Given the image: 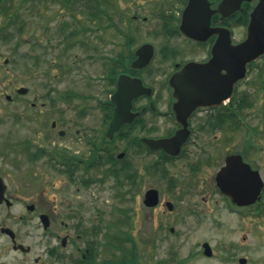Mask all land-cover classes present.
I'll return each instance as SVG.
<instances>
[{"label": "flooded vegetation", "instance_id": "obj_1", "mask_svg": "<svg viewBox=\"0 0 264 264\" xmlns=\"http://www.w3.org/2000/svg\"><path fill=\"white\" fill-rule=\"evenodd\" d=\"M124 1L125 6L118 11V17L114 21L108 12L111 36L109 47L116 51L108 54V61L105 63L103 77L107 95L97 106L102 111L101 128L92 126L86 132L73 118L65 121L62 110L53 112L57 114L56 118L49 122L48 105L44 101L38 105L36 98L29 102L31 111L13 114L16 124L22 126L26 123L29 133L25 137L11 133L18 141L3 144L0 152L23 151L28 169L24 172L0 170L1 253L5 248L14 253L10 262L0 261V264L102 262L97 257L98 226L86 225V221L92 220L83 217L84 204L71 203L68 195H64L65 204L60 197L50 196L44 191L38 195L37 191H31L29 183L33 178L46 177L50 173L64 176L68 182L76 181L80 186L88 187L102 181V176L107 178L112 168L119 167L132 176L136 173L138 178L139 171L131 166L127 151L122 150L115 154L116 148L113 145L117 140H126V145L134 146L136 153L150 156L143 166V171L147 174L165 176L168 171L167 163L184 156L191 160L196 155L195 162L192 158V163L188 165L190 176H194L204 160L210 163L217 158L215 161L218 166L213 176L215 186L212 189L220 195L230 211L248 216V221H238L236 224V227L245 229L250 235V244L247 243L246 246L264 244V155L258 159L257 144L249 138L242 140L240 148L224 154L218 147L223 139L214 138L217 150L210 151L206 142L203 143L199 137L203 131L220 130L225 125L238 128L242 124L241 110L246 105H242L241 99H245L247 92H241V85L247 77L249 67L264 59V52L246 63L243 78H235L240 69V59H235V56L239 54L237 45L247 37L251 13L260 0H231L222 8H219V4L223 0ZM187 6L189 12L183 28V12ZM113 9L112 1L108 0V11ZM189 64L191 68L186 74L184 84L177 73ZM199 75L205 77L204 82L193 81ZM121 76V94L124 89L122 95L125 98L131 97L130 112L125 116L126 120L119 130L109 138L107 130L116 106L112 97L118 89ZM178 89L191 97L189 103L196 104L185 119L186 139L178 152L171 154L162 147H150L145 139L170 138L184 127L174 108L178 101ZM27 92L28 90L25 93ZM69 93H66L67 97ZM222 95L228 97L223 98L220 104H201V100L198 104V97H204V101H214ZM90 110V106H78L75 107L74 114L76 118H87L91 114ZM55 134L57 137H54ZM77 141L82 143L86 152L75 149ZM120 153L123 154L119 156ZM230 155H239L251 170L258 172L262 182L258 196L249 197L251 200L248 199L242 204L232 200L216 182L218 171L226 165V159ZM12 159L15 160L12 164L16 167L18 160L16 157ZM120 161L122 164L118 166ZM97 172L100 174L97 175ZM19 173H23L19 175L20 182H11L9 178ZM125 179L128 180L126 177ZM169 181L174 185L177 180ZM151 188L158 191V202L148 206L144 199L146 191ZM160 198L158 188L151 186L144 190L142 203L148 209H155L161 205ZM167 202L172 203V209L168 208ZM164 205L168 211L174 208L171 200H165ZM212 222L210 224L213 227L221 226L220 221ZM160 228L157 222L154 227L147 228L146 233H142L144 252L155 251L160 240ZM230 228L232 227L229 224L228 229ZM169 230L173 232L174 228L170 226ZM35 234L39 235V240L43 243L40 254L35 253L34 244L27 241ZM240 237L241 242L238 244L245 246L247 235L242 234ZM235 243L230 240L225 251L229 254L232 250L235 251L239 247ZM220 246L223 247V243L218 247ZM218 247L209 239L203 238L197 242L194 251L210 262L217 257L224 258V250L222 249L220 256ZM194 251L190 250L184 260H189ZM90 253L92 254L89 257ZM164 260L182 263L176 257ZM237 261L239 264L250 262L243 256L238 257ZM104 264H108V260ZM139 264H145L144 259Z\"/></svg>", "mask_w": 264, "mask_h": 264}, {"label": "rangeland", "instance_id": "obj_2", "mask_svg": "<svg viewBox=\"0 0 264 264\" xmlns=\"http://www.w3.org/2000/svg\"><path fill=\"white\" fill-rule=\"evenodd\" d=\"M110 1L114 5L113 10L108 11V3H103L102 0L100 6L112 15L114 21L126 2ZM63 2L64 0L0 2V150L7 143L18 141L11 133L21 137L29 133L26 123L22 126L16 124L13 114L31 111V100L37 99L38 105L41 101L48 105L49 122L56 118L57 114L53 112L62 110L65 121L73 118L86 132L92 126L98 129L102 126V111L97 106L107 95L103 77L105 63L108 61V54L116 51L109 47L111 36L108 15L98 11L97 3L94 8L96 14L90 15L91 7L86 4L87 0L71 2L69 5ZM10 12L18 17L11 25L8 24ZM21 86L27 87L28 92L18 93L17 88ZM244 91L247 96L242 104L246 105L241 110L242 124L238 128L225 125L220 130L203 131L199 137L203 143L206 142L210 151L217 147L214 138L223 139L218 147L224 154L240 148L244 138L252 139L257 144L258 159H261L264 155V59L249 67L247 77L241 85V92ZM67 92H70L68 97ZM7 94L12 98L7 99ZM78 106H90L91 114L87 118H76L74 109ZM114 146L115 154L127 151L131 166L139 171L138 178L136 173L134 176L130 175L132 177L129 180L123 177L125 181L123 179L121 185L117 183L116 177L109 174L107 178L102 176V181L96 184L82 187L76 181L68 182L64 176L49 173L46 177L33 178L29 183L31 191H37L38 195L44 191L50 196H58L63 204L66 202L64 195H68L71 203L84 204L83 217L92 220L86 221V225L101 227L96 236L97 241H100L97 249L99 261L118 259L121 251L111 249L104 243V233H114L121 229L128 239H132L122 242L128 254L134 244L138 264L143 263V259L145 264H179L174 260H164L172 257L182 260L181 264H239L237 259L242 256L249 259V264H264V244L247 247L251 241L250 235L245 229L236 227L238 221H248V216L230 211L220 195L212 189L215 186L213 176L218 166L215 161L217 158L210 163L203 159L204 164L198 172L190 176L188 165L192 163V158L195 162L196 155L191 160L184 156L167 163L168 171L162 176L144 172L143 166L150 156L136 153L134 146L126 145V140H117ZM84 148L77 141L75 149L83 152ZM24 156L25 153L20 150L0 152V170L26 171L28 166ZM13 157L18 160L16 167L12 164L15 161ZM121 164V161L117 163L118 166ZM262 173L264 175V169ZM22 174H15L9 179L11 182H20L19 175ZM172 179L177 180L174 185L169 181ZM151 186L158 188L161 197V205L155 209H148L142 203L144 190ZM165 200L173 202L172 211L165 207ZM212 221H220L221 226L213 227L210 224ZM157 222L161 226L157 247L152 253L149 250L144 252L141 235ZM229 224L232 227L230 229ZM170 226L174 228L173 232L169 230ZM242 234L248 237L245 246L238 244ZM203 238L209 239L217 247L223 243V247L217 249L220 256L222 249L224 250V258L221 256L208 262L196 254L194 250L197 242ZM39 239V235L35 234L27 241L34 244L35 253L40 254L43 243ZM230 240L239 247L229 254L225 247ZM1 249L2 247L0 261L10 262L13 251L5 248L1 253ZM190 250L194 251L193 256L185 261Z\"/></svg>", "mask_w": 264, "mask_h": 264}, {"label": "water", "instance_id": "obj_3", "mask_svg": "<svg viewBox=\"0 0 264 264\" xmlns=\"http://www.w3.org/2000/svg\"><path fill=\"white\" fill-rule=\"evenodd\" d=\"M231 0H223L219 4V8L225 6V4ZM189 12L188 6L183 12L182 26L185 28L187 13ZM237 51L239 54L235 56V59H240V69L236 73L235 78H243L246 71V63L257 58L264 52V0H260L257 6L251 13V18L248 26V33L246 39L237 45ZM233 58V57H232ZM206 65V64H205ZM191 68V64L186 65L183 69L178 72V77L181 82L186 83V74ZM121 80L118 82V89L112 97V100L116 103L114 108L113 117L110 121L107 136L112 138L114 132L118 131L120 126L125 122V116L129 114V104L131 97L123 96L121 94ZM200 80L205 81L204 76H196L193 81ZM26 87L18 88L19 93H25ZM185 91V88L182 89ZM10 98V95L6 96ZM195 97V96H193ZM228 95H222L214 101H204V97H198V104H220L222 99L227 98ZM178 101L175 103L174 108L178 118L183 122L184 127L176 132V134L170 138L163 139H145L146 143L152 148L162 147L171 154H176L179 150L180 145L186 139V122L185 119L190 111L195 107L196 103H189L190 96L186 95L178 89L177 95ZM183 108H185L183 110ZM131 120V119H130ZM123 153H120L121 156ZM216 182L219 188L232 200L242 204L247 202L249 197L258 196L262 182L260 180L258 172L251 170L248 164L244 163L239 155H230L226 159V165L222 167L216 176ZM251 200V199H249ZM158 202V191L156 189H148L145 193L144 203L148 206H153ZM169 209H172V203L167 202ZM243 262V259L240 260Z\"/></svg>", "mask_w": 264, "mask_h": 264}, {"label": "trees", "instance_id": "obj_4", "mask_svg": "<svg viewBox=\"0 0 264 264\" xmlns=\"http://www.w3.org/2000/svg\"><path fill=\"white\" fill-rule=\"evenodd\" d=\"M2 1L3 0H0V2H2ZM22 1H24V0H22ZM77 1H79V0H64L63 3L66 5H69L71 2L75 3ZM87 1H88V4H90L91 6H93V4L96 5V3H97L96 6L98 8V11L104 13V15H108L107 10L103 9L100 6L101 0H87ZM102 2L107 4L108 0H102ZM4 13L6 14V11H4ZM12 14H13V12L12 13L10 12L9 17H8V24L10 23V25L13 23L15 18H18L17 15H15V14L12 15ZM241 100H242V104H243L244 99L242 98ZM110 175L116 177L117 183L121 184V185L123 184V179H124L123 177H126L129 180V176H130V174H128L127 172L124 173V170L121 167L112 168ZM100 229H101V227L98 226L97 232L100 231ZM104 237L106 239L104 243L107 244L109 248L119 249L121 251V254L118 257V259H110V260H108V264H138L136 261V252L134 249L135 248L134 244H133V247L129 250V254L124 247V244L122 241L132 240V239H128L126 237L125 232H123L120 229L114 233H110V232L105 233ZM96 243L99 244L100 241H97V239H96ZM91 254L92 253H90L89 257L91 256ZM104 263H105V260H103L102 262H96L95 264H104Z\"/></svg>", "mask_w": 264, "mask_h": 264}]
</instances>
